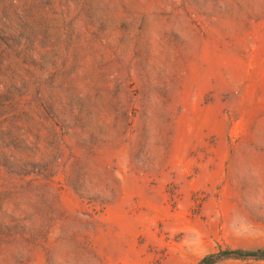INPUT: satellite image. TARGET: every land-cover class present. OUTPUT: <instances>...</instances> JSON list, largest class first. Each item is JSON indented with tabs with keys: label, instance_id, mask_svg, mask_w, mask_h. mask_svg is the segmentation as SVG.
Here are the masks:
<instances>
[{
	"label": "rangeland",
	"instance_id": "obj_1",
	"mask_svg": "<svg viewBox=\"0 0 264 264\" xmlns=\"http://www.w3.org/2000/svg\"><path fill=\"white\" fill-rule=\"evenodd\" d=\"M0 264H264V0H0Z\"/></svg>",
	"mask_w": 264,
	"mask_h": 264
}]
</instances>
